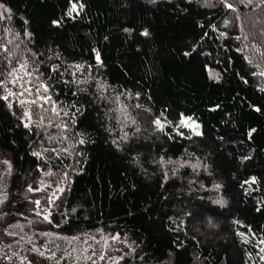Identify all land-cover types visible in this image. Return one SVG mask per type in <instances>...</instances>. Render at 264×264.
<instances>
[{"label":"trees","instance_id":"obj_1","mask_svg":"<svg viewBox=\"0 0 264 264\" xmlns=\"http://www.w3.org/2000/svg\"><path fill=\"white\" fill-rule=\"evenodd\" d=\"M0 5V249L26 224L90 264H264V0Z\"/></svg>","mask_w":264,"mask_h":264},{"label":"rangeland","instance_id":"obj_2","mask_svg":"<svg viewBox=\"0 0 264 264\" xmlns=\"http://www.w3.org/2000/svg\"><path fill=\"white\" fill-rule=\"evenodd\" d=\"M31 115L28 107L27 112ZM181 125L193 133H200V124L192 118L184 117ZM46 182V181H45ZM44 185H48L45 183ZM1 187V182H0ZM63 185H54L53 189H62ZM39 213L49 216V212L39 206ZM16 232L25 237L31 248L0 249V264H90L86 261V249L82 243L57 232L40 233L33 231L30 225L16 227ZM31 238V239H30ZM26 244V245H27ZM33 248V250H32ZM40 249L41 252H38Z\"/></svg>","mask_w":264,"mask_h":264},{"label":"snow or ice","instance_id":"obj_3","mask_svg":"<svg viewBox=\"0 0 264 264\" xmlns=\"http://www.w3.org/2000/svg\"><path fill=\"white\" fill-rule=\"evenodd\" d=\"M227 7L231 8L232 5L231 4H227ZM0 8H3V5H0ZM75 10H76V5L74 4L73 5V11H75ZM145 34H147V33H145ZM97 59L99 60V55H97ZM26 69H27V64L26 63H22V64L19 65V69L18 70H24V75L25 76H30L31 73L28 72ZM16 79H21V77H16ZM15 82H16V80H13V83H15ZM40 88H43L44 92H47L48 91L47 85H40L39 88H37V93L40 91ZM25 91H27V92H29V94H31V89H25ZM13 95H15V94L13 92L9 91L7 93V95H5L3 97H0V98L7 100L9 97H11ZM20 95H23V93H20ZM39 98L42 99L45 103H48L51 100V97H39ZM20 103H22V104L23 103H32V104H35L36 103V100H32V101H20ZM52 111L56 112L55 106H53ZM26 115L28 116L29 122H31V115L29 113H26ZM57 115H59V112H57ZM25 126L28 127L29 125L26 124ZM80 142L83 143L82 140ZM58 190L61 191V192L63 191V189H58ZM36 203H37V205H39V201H37ZM44 219L47 220L48 219V216L45 215L44 216ZM113 239L116 240V239H119V237H113ZM262 251H264V249H262ZM93 254H95V253H93ZM100 259L103 260L104 259V256H100Z\"/></svg>","mask_w":264,"mask_h":264}]
</instances>
